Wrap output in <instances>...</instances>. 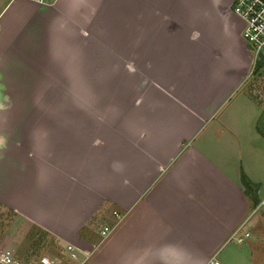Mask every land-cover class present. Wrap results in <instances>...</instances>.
Listing matches in <instances>:
<instances>
[{
  "label": "crops",
  "instance_id": "obj_1",
  "mask_svg": "<svg viewBox=\"0 0 264 264\" xmlns=\"http://www.w3.org/2000/svg\"><path fill=\"white\" fill-rule=\"evenodd\" d=\"M233 1L0 0V206L12 217L0 252L14 259L0 264H47L27 255L30 229L60 246L49 258L61 264H264V111ZM74 41H133V69L157 98L75 121L65 198L29 117L6 111L29 109L24 96L75 57ZM142 107L152 115L128 117ZM99 221L113 223L105 237Z\"/></svg>",
  "mask_w": 264,
  "mask_h": 264
},
{
  "label": "rangeland",
  "instance_id": "obj_2",
  "mask_svg": "<svg viewBox=\"0 0 264 264\" xmlns=\"http://www.w3.org/2000/svg\"><path fill=\"white\" fill-rule=\"evenodd\" d=\"M72 43L75 44L77 54L74 55L78 60L75 61L74 56L73 59L66 57L67 62L61 63V70L53 65L48 67L45 70L46 79L42 84L44 87L42 91L24 96L29 102V109L6 111L11 112L12 118L29 117L30 143L36 149L39 144L40 152H44L47 182L53 180V171L57 173L58 181L63 183L60 190L62 196L70 193L69 186L75 181V178L70 176L71 171L75 174L77 169L75 162L72 163L69 151L64 149L69 142L79 140L75 132L79 127L75 125L83 118L116 119L121 112L117 107L133 103L135 100L150 104L157 98L151 94V87L147 82L149 77L145 76V72L133 69V41ZM70 64L73 66L72 72ZM86 67H88V76H86ZM76 70L78 92L73 93L70 92L73 83H69L71 79L69 73H74ZM252 70L247 89L264 111V55L254 62ZM106 108L111 109L103 110ZM142 110L143 107L134 111L128 110L126 113L128 117L152 115H147V112ZM107 113L109 116L104 115ZM100 131L102 132V130L97 132ZM33 158L36 168L37 156ZM11 219L8 209L0 206V238L4 236ZM30 230L29 240L34 254L27 255L38 258L41 254L49 257L54 253L61 254L60 246H57L53 239H44L37 230ZM22 244L25 243H21L20 246ZM27 251L20 255L25 256Z\"/></svg>",
  "mask_w": 264,
  "mask_h": 264
},
{
  "label": "built area",
  "instance_id": "obj_3",
  "mask_svg": "<svg viewBox=\"0 0 264 264\" xmlns=\"http://www.w3.org/2000/svg\"><path fill=\"white\" fill-rule=\"evenodd\" d=\"M49 1V0H40ZM233 11L243 20L242 35L254 54V62L264 55V0H234L232 4ZM112 215L116 218L122 216L117 209L112 210ZM113 228L111 222H101L98 227L99 233L105 237ZM76 248L72 243L67 244L70 250V256L74 260H79L78 255L72 249ZM79 249V248H78ZM80 250V249H79ZM0 259L5 262L14 261L8 253L0 252ZM40 260L47 264H61L57 260H52L47 255L41 256ZM218 263V261L216 262ZM62 264H72L70 262Z\"/></svg>",
  "mask_w": 264,
  "mask_h": 264
},
{
  "label": "trees",
  "instance_id": "obj_4",
  "mask_svg": "<svg viewBox=\"0 0 264 264\" xmlns=\"http://www.w3.org/2000/svg\"><path fill=\"white\" fill-rule=\"evenodd\" d=\"M242 180H243V183L245 184V186L248 188V186H250L249 185L250 181L244 173L242 174Z\"/></svg>",
  "mask_w": 264,
  "mask_h": 264
}]
</instances>
